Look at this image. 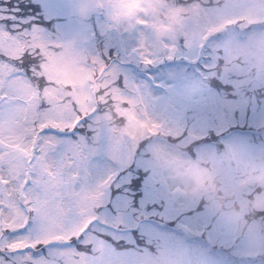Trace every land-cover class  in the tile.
Wrapping results in <instances>:
<instances>
[{
  "label": "rangeland",
  "instance_id": "374dc122",
  "mask_svg": "<svg viewBox=\"0 0 264 264\" xmlns=\"http://www.w3.org/2000/svg\"><path fill=\"white\" fill-rule=\"evenodd\" d=\"M37 1L42 4L43 9L37 13H44L46 20L43 19L42 24L33 25L23 36H9L5 32L8 36L0 40L2 50L11 56H16L18 51L27 46L32 50H41L47 56L43 66L44 74L51 82L39 95L42 100L54 102L53 111L44 118L40 117L41 119L32 116L24 108L17 109L22 121L21 126L25 130L18 134L15 141L8 138L7 132L0 138V146L3 149L0 152V164L3 165L0 170V229L15 230L28 220L34 221L36 225L27 236L13 237V240L18 239L20 243H14L12 247H28L38 241L63 240L72 235H79L83 226L94 217V206L99 205L103 198V203L108 199L109 190H105L103 179L114 174L116 165L112 160L105 158L104 154L89 157L80 143L75 144L68 135L57 138V149L48 156L47 175L42 174L37 166L29 168L26 161L35 146L30 124L33 119H40L39 127L56 126L63 129L78 118L73 111L74 102L82 112L93 110L96 91L94 73L104 67L105 60L102 57L108 52L109 46H116L118 51L123 52V56L121 61L112 62L110 70H105L113 73L105 74L102 85L108 88L115 76L117 79L120 73H123L121 86L111 92L112 96L120 101H130L127 108L129 113L138 110L142 101L143 107L145 105L148 110H145L148 112V121L152 120L155 126L164 122L167 130L176 135L185 132L189 118L197 117L183 143L204 135L206 128L216 127L221 130L228 121L231 122L230 118H226L230 112L225 111L232 104L231 101L222 100V97L208 88L201 78V75L210 74L202 65H212L213 60L206 59V56L217 57L216 53L211 52L213 49H223L227 61L243 54L242 59L246 64L232 65L236 67L238 74H246L251 65L258 67L261 62L263 69L257 68L255 78L259 84L264 82V41L253 37V43L251 40H241L238 35H232V39L212 45L210 52L207 48L210 34L220 28L226 19L235 18L233 22L243 19L241 26L264 21V0H226V8L223 9L204 8L186 13H179L178 8L166 0ZM183 7L187 8L181 6L182 11ZM49 20L52 24L50 27L47 25ZM118 32L122 34V48L116 39ZM21 39H27V44L24 45ZM100 44L104 45L103 53L98 50L97 46ZM180 57L187 62L177 60L161 69L160 65L164 61L181 59ZM134 59L137 63L132 61ZM144 59L153 61L149 70L143 69L149 66L143 63ZM188 61L196 63L195 67L202 74L197 75L191 68L194 64ZM1 67L6 69L2 72L0 68V74H10L8 65ZM245 81L249 79L246 78ZM37 95L32 82L28 88V96L33 98ZM245 104L246 101L241 99L240 105ZM255 109H252L250 117L252 124L258 126L264 122V109L260 112ZM244 114L245 112H242L241 117H244ZM144 120L139 115L129 124V129L137 137L143 133ZM109 140V151L119 159L130 154L126 144L128 143L129 147L132 144L128 138L125 139L126 143L114 141V135L110 136ZM258 140H261V137ZM225 141L227 147L222 153H218L214 147L205 150L203 158L210 162L206 168L192 164L181 152L157 143L155 154L160 162L157 174L166 181L158 192L165 197L170 208H174L166 215L179 213L183 216L180 224L188 227L193 233L201 232L204 225L212 224L213 228L208 232L209 239L217 241L219 246L235 243L232 253L236 256H256L260 253L264 256V227L260 228L258 223L250 224L243 231V209L240 212L235 209H228L225 213L219 212V204L213 201L208 204L206 210L195 212L196 214L180 213L195 207L199 199V184L203 177L211 175L222 174L221 188L224 194L230 196L227 205L236 200L243 201V193L252 190L255 184L262 188L260 196L264 194V144L254 146L256 143L253 139L248 141L237 134L231 135ZM47 144L48 141L45 140L40 145L42 153L48 151ZM44 158L42 154L41 159ZM29 172L33 173V186L25 191L22 190V179ZM82 173L84 176L89 173L91 181L85 180L75 192L68 191L69 180L73 184L79 182ZM61 188L65 189L62 196ZM25 201L28 202L27 206ZM127 201L121 197L116 205L117 214L106 210L101 212L99 217L125 226L134 225L135 215L132 216L133 211L126 208ZM263 205V201L258 200L254 204L255 207ZM233 206H236V203H233ZM128 216L133 218L129 219ZM240 219L243 223L239 227ZM99 229L105 231L110 228L101 223ZM111 231L117 237L122 235ZM164 231L166 242L181 243L178 252L182 256L178 254V263L221 264L212 258L208 241L197 239L195 242L186 243L182 234L173 232L168 227H165ZM98 245L99 243L96 246ZM72 248H54L51 258H63V264L93 262V255H78L77 250ZM45 259H48L47 255L39 258L37 264H54V260ZM95 260L97 261V258ZM24 264L33 262L25 259Z\"/></svg>",
  "mask_w": 264,
  "mask_h": 264
},
{
  "label": "trees",
  "instance_id": "16d2710c",
  "mask_svg": "<svg viewBox=\"0 0 264 264\" xmlns=\"http://www.w3.org/2000/svg\"><path fill=\"white\" fill-rule=\"evenodd\" d=\"M166 1L173 7L178 8L179 13H186L191 10L192 12H197L199 9L202 10L204 8H226V6H224L226 0ZM181 6H185L188 9L183 7L184 11H182L180 8ZM41 9L42 4L37 0H0V18L16 12L18 19L30 22V27L35 24H42L43 19L46 20L44 13H37L41 11ZM51 20L48 21V27L52 25L50 23ZM55 20L58 21V19ZM241 24H243V19H239L236 22H233V19L230 18L226 19L222 24L223 29L218 28L217 32H219V34L212 35L210 39L220 43L218 41L222 38H224V40H230L233 38L232 35H238L243 41H250L252 39L251 41L253 42L254 38H257L258 41H264V21L251 23L246 26H241ZM97 28H99V26ZM23 35L24 31H21L16 36L19 37ZM6 36L8 35L5 31L1 30L0 40L4 39ZM116 39L118 45L122 48V34L118 32ZM26 44L27 43H24V45ZM97 47L98 50L103 53L104 45L100 44ZM211 47L212 45L209 44V51H211ZM222 50L223 49L221 48L213 49V52L217 54V57L211 55L206 56V59L213 60L210 67L202 65L203 69L210 72L208 75H201L202 73L195 67L196 63L190 61V64H194L191 68H193V71L197 75H201L202 80L208 88L213 89L214 92L222 97V100L226 102L231 101L230 103L232 104L228 109H225V111L230 112L229 116L226 118H230L231 122L228 121L227 125L221 130L216 127L206 128L204 135L196 136L186 143H183V139L189 133V128L193 122L197 121V117L189 118L185 132L176 135L167 130L164 122L156 126L151 125V122L148 121V110L145 105L143 107L142 101H140V107L138 110L129 113L127 108L130 106V101H120L112 96L111 93L113 90L115 91V88H120L122 80L124 79V74L120 73L117 79L115 76V79L112 80V84L108 88H105L102 85V79L105 74L110 75L113 73L109 71L112 62L115 60L121 61L123 52L118 51L116 46H109L108 52L103 54L102 58L105 60V65L101 70L94 73L96 91L94 97L95 104L92 111L99 109V113L95 119L90 120L88 124L83 125L82 128H78L74 134H69L68 136L74 140L75 144L80 143V145L87 151L89 157L104 154L105 158L112 160L117 166V171L112 175L113 181L108 188V199L103 203V206L100 208L97 215L99 216L101 212L106 210H109L110 213L114 212L117 214V201L123 197L126 201L128 200L126 208H130L133 211L132 216L135 215V218L131 216H128L127 218L135 219L136 223L132 226H125L120 223L117 224L114 221L100 218L101 223L105 224V227L110 229L101 231L99 225L93 229V232H90L84 237V245L91 246V249H85L81 247L79 243L75 242L72 245L77 251H92L93 256L91 260L93 262L86 263L102 264L105 257H113L114 264H138L139 262L145 264H182L178 263V249L181 247V243L171 244L164 240L166 237L164 228L167 226L171 228L173 232L182 234L185 239L184 242L186 243L190 241L195 242L197 239L203 242L208 241L209 244L213 245L216 249L215 253H213V251L209 252L211 253L212 258L216 259L218 263L256 264L260 262L264 264V257L261 255H234L232 251L235 248V243H232L230 246H226L225 244L219 246L217 241L214 242L213 240H210L208 232L213 228L212 224L204 225L203 231L193 233L188 227L180 224V220L183 216L179 213L169 216L166 215V213H171L174 208L173 206L170 208L168 201L158 192V189L163 185L162 183L166 182L164 179H161L162 176L157 174V169L160 167V162L155 154L158 141H160L162 145L164 144V146H167V148L171 147L174 150L181 152L189 158L192 164H197L204 168L210 165V162L203 158L205 150L209 147H214L218 153H222L227 147L225 140L233 134L246 138L248 141L253 139L256 143L254 146L264 144V122L263 124L256 126L252 124L253 120L250 117L251 112L253 111L252 109L256 108V112H260L264 109V82H260L259 84L255 78L257 68L263 69V65L259 62L258 67L254 66L255 64L251 65L246 74H238L235 70L236 67L234 68L232 65L233 63L238 66L245 65L246 61L242 59L244 55L238 54L231 61H227ZM25 51L32 52L34 55L36 53V50H32L30 46H27L18 51L16 56H10L14 60H18L19 56ZM0 52H4L1 47ZM4 53L8 54L7 52ZM35 59L39 70L34 72L33 75L36 77H43L49 84L51 81L47 80L45 77L46 74H44L45 70L43 67L44 62L47 60V56L39 50V54L35 55ZM175 60L177 59H174L173 61ZM183 60L179 59L178 61L186 62V60ZM132 61L137 63L135 59ZM0 68H2V72L6 69V67L1 66ZM107 68H109V70L106 72L105 70ZM149 68H151V65L143 69L149 70ZM8 69L10 70V74L16 71L14 67L9 65ZM4 75L8 74L4 73ZM246 78H248L249 81H245ZM118 79L120 84L117 83ZM33 82L35 87H37L39 81ZM137 98L140 100L139 96ZM241 99L246 101L244 106L240 105ZM73 105L77 107L76 102H74ZM79 111L82 112L81 110ZM242 112H245L244 117H241ZM83 113L87 114L89 112L85 111ZM139 115L145 120L143 123V133L141 136L137 137L135 136V133L129 129V124L139 117ZM230 115H232V117H230ZM131 127H133V125ZM150 129L152 130L151 132L149 131ZM112 135H114V141L118 140L121 143H126L125 139L127 138L131 141V147L128 146V143L126 144L130 154L119 159L111 150L109 151V148L111 147L109 137ZM259 137H261V140H258ZM221 175L222 174H217L215 176L211 175L207 178L203 177L198 187L199 199L195 207L187 212L180 213L183 215H193V213L196 214L195 212L206 210L209 203L216 201L217 204H219V212L224 211L225 213L228 209H235L240 212V210L243 209L241 216L242 220L245 219L243 231H245L247 225L250 224L254 225L258 223L260 228L264 227V205L261 207L254 206L255 201L257 200L258 202L263 201L264 204V194L260 196L262 191L261 186L255 184L252 187V190L249 189L244 192L243 195L245 199H243V201L236 200L233 202L236 203V206H233V203L227 205L230 196L224 194V191L221 188V184L223 183L220 178ZM97 207L98 205H95L94 209ZM241 219L238 224L239 227L243 223L241 222ZM111 230L122 233V235L117 237ZM74 236L77 235H72L63 240L48 242L38 241L37 243L51 244L53 242H58L62 244L64 241H67ZM98 243L99 245L96 246ZM217 249L224 254L219 253ZM47 252L48 249H37V251L34 252V256L43 255L40 257L43 258L47 255ZM169 252H171V254ZM181 256L182 255H180V257ZM47 257L54 261L57 260L55 257L51 258V255H47ZM96 258L97 261L95 260Z\"/></svg>",
  "mask_w": 264,
  "mask_h": 264
},
{
  "label": "snow or ice",
  "instance_id": "6c2138e0",
  "mask_svg": "<svg viewBox=\"0 0 264 264\" xmlns=\"http://www.w3.org/2000/svg\"><path fill=\"white\" fill-rule=\"evenodd\" d=\"M30 22L22 21L18 19L17 13L13 12L8 16L0 18V30L8 33L9 36L17 35L21 31L27 32L30 30ZM39 54V50H36L35 55ZM35 55L32 52L25 51L19 56L18 60H14L9 54L0 52V66L9 65L16 69V71L11 74L4 75L0 74V138H3V134L7 132L8 138L15 141L18 134L25 129L21 126L22 121L17 114V109L24 108L32 116L39 118L44 115L50 114L54 109V102L48 100H42L40 98V93L43 92L44 88L47 87L48 81L44 80L43 77H36L34 72L38 71V65L35 59ZM143 63L145 65H150L153 63L151 60L144 59ZM33 81H39L36 87L38 95L33 98L28 96V88ZM119 83V79L117 81ZM73 111L76 112L78 118L70 122L69 126L61 129L56 126H44L39 127L40 119H33L31 124L32 137L34 139L35 146L31 149V154L27 158V165L29 168L37 166L42 174L47 175V164L48 156L57 149L58 140L57 138L63 135L74 134L78 128H82L83 125L88 124L90 120L97 117L99 109L89 112L87 114L80 112L75 105H73ZM152 131L151 129L149 130ZM48 141L47 152L42 153L40 145L45 141ZM2 146H0V152H2ZM45 157L41 159V156ZM3 165L0 164V170H2ZM33 173L29 172L27 176L22 179V190H28L32 188ZM85 180L91 181L90 174L87 176L81 174V179L79 182L73 184L69 180L67 190L75 192L81 183ZM113 181L112 176H107L103 179L105 185V190L109 188ZM65 189L61 188V196L63 195ZM59 199V198H57ZM103 200L95 209V215L88 223L83 226L82 231L79 235L71 237L69 240L64 241L62 244L58 242H53L51 244H40L35 243L28 247H12V244L19 245L20 241L13 240V237L19 238L27 236L30 231H32L36 225L34 221L28 220L21 227L15 230L0 229V264H24L25 259L31 260L33 264H37L38 259L43 255L33 256V253L37 249H48L47 255H51L54 248L73 249V243H79L81 247L85 249H91V246L84 245V237L93 229L100 225V217L97 215L100 208L103 206ZM56 201L54 200L53 203ZM27 201H25V206H27ZM95 234V233H94ZM75 250V249H74ZM78 255L83 254L85 256H91V252L87 251H76ZM54 264H63V258L54 261ZM102 264H114L113 257H105Z\"/></svg>",
  "mask_w": 264,
  "mask_h": 264
},
{
  "label": "bare ground",
  "instance_id": "6f19581e",
  "mask_svg": "<svg viewBox=\"0 0 264 264\" xmlns=\"http://www.w3.org/2000/svg\"><path fill=\"white\" fill-rule=\"evenodd\" d=\"M114 172V171H113Z\"/></svg>",
  "mask_w": 264,
  "mask_h": 264
}]
</instances>
